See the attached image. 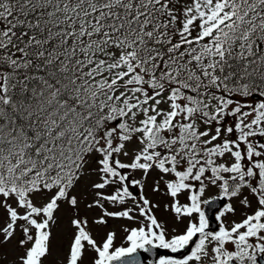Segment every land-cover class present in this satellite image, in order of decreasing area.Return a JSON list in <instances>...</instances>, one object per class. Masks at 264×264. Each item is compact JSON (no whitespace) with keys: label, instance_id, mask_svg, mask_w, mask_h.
<instances>
[{"label":"snow or ice","instance_id":"1","mask_svg":"<svg viewBox=\"0 0 264 264\" xmlns=\"http://www.w3.org/2000/svg\"><path fill=\"white\" fill-rule=\"evenodd\" d=\"M0 264H264V0H0Z\"/></svg>","mask_w":264,"mask_h":264},{"label":"water","instance_id":"2","mask_svg":"<svg viewBox=\"0 0 264 264\" xmlns=\"http://www.w3.org/2000/svg\"><path fill=\"white\" fill-rule=\"evenodd\" d=\"M215 210L216 209H213L211 212H209L207 206H205L206 214L209 215V218H210V228H212V229H216V227H217V223H216L215 218H214V211ZM157 255L158 256H168V255L180 256V255H183V253L172 254V253H170L169 251H167L165 249H159V250H157ZM141 256L144 259L152 258V257L149 256V254H144V253H141Z\"/></svg>","mask_w":264,"mask_h":264},{"label":"rangeland","instance_id":"3","mask_svg":"<svg viewBox=\"0 0 264 264\" xmlns=\"http://www.w3.org/2000/svg\"><path fill=\"white\" fill-rule=\"evenodd\" d=\"M212 193H208V195H211ZM149 195L151 196L152 194L151 193H149ZM153 199H156V197H152ZM159 215H162V213H158ZM113 226H115L116 227V230H117V232H118V237H122V235H123V233L120 231V229H119V224L120 223H124L123 221H120V222H117V221H111L110 222ZM106 229L105 228H100V229H98V231L100 232V234L102 235L103 234V232L105 231ZM116 243L117 244H119V243H121V240L118 238L117 239V241H116Z\"/></svg>","mask_w":264,"mask_h":264}]
</instances>
